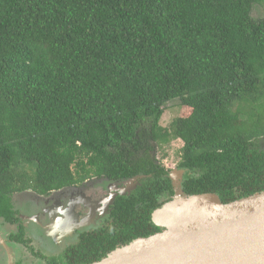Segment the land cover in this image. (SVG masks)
<instances>
[{
	"label": "trees",
	"instance_id": "obj_1",
	"mask_svg": "<svg viewBox=\"0 0 264 264\" xmlns=\"http://www.w3.org/2000/svg\"><path fill=\"white\" fill-rule=\"evenodd\" d=\"M264 0H0V219L12 196L47 195L92 176L129 181L108 224L63 264H88L163 228L174 196L229 203L264 191ZM188 117L160 123L174 100ZM184 144L168 169L158 150ZM9 235L28 255L26 229Z\"/></svg>",
	"mask_w": 264,
	"mask_h": 264
},
{
	"label": "water",
	"instance_id": "obj_2",
	"mask_svg": "<svg viewBox=\"0 0 264 264\" xmlns=\"http://www.w3.org/2000/svg\"><path fill=\"white\" fill-rule=\"evenodd\" d=\"M171 176L174 196L152 214L163 229L88 264H264V191L224 203L185 194L182 172Z\"/></svg>",
	"mask_w": 264,
	"mask_h": 264
},
{
	"label": "flooded vegetation",
	"instance_id": "obj_3",
	"mask_svg": "<svg viewBox=\"0 0 264 264\" xmlns=\"http://www.w3.org/2000/svg\"><path fill=\"white\" fill-rule=\"evenodd\" d=\"M88 188V193L84 191ZM135 185L126 180L92 176L76 185L54 190L47 195L32 189L12 196L28 201L43 202V218L23 224L29 247L35 254L28 255L18 244L10 245L14 253V264H63L58 259L65 256L71 247L79 242L84 233L109 223L117 197L131 193ZM32 215V214H31ZM17 224V226H19ZM39 227L36 231L34 226ZM7 240L10 242L9 236ZM41 261V262H40Z\"/></svg>",
	"mask_w": 264,
	"mask_h": 264
},
{
	"label": "rangeland",
	"instance_id": "obj_4",
	"mask_svg": "<svg viewBox=\"0 0 264 264\" xmlns=\"http://www.w3.org/2000/svg\"><path fill=\"white\" fill-rule=\"evenodd\" d=\"M253 17L261 18L264 16V3H259L254 6L253 9ZM192 112V108L182 104L181 100L177 99L174 101H170L165 105L164 114L161 118V125L163 127H169L171 122L178 117H188ZM183 142L179 139H175L169 145H164L158 150V159L160 162L165 165L168 169H173L177 167V163L179 162L180 149L183 147ZM182 191L185 194L189 195L183 186V178L181 179ZM85 192L88 193L89 189L85 188ZM14 208L18 212V217L21 222L27 225H30V221L35 219L37 214L38 218L41 220L43 216V202H33L28 201L25 198H13ZM37 210V214H36ZM32 214V215H31ZM32 226V225H30ZM34 226L35 230L38 231L39 227ZM18 230V226L15 224H10L0 219V264H11L14 262V253L12 251V247L9 245V241L7 237L16 233ZM12 259V260H11ZM41 262V261H40ZM31 264H38L37 262H32Z\"/></svg>",
	"mask_w": 264,
	"mask_h": 264
},
{
	"label": "clouds",
	"instance_id": "obj_5",
	"mask_svg": "<svg viewBox=\"0 0 264 264\" xmlns=\"http://www.w3.org/2000/svg\"><path fill=\"white\" fill-rule=\"evenodd\" d=\"M175 169V168H174ZM17 225V224H16Z\"/></svg>",
	"mask_w": 264,
	"mask_h": 264
}]
</instances>
